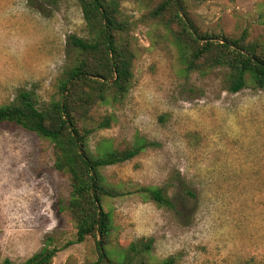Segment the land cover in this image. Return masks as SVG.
<instances>
[{"label": "rangeland", "instance_id": "obj_1", "mask_svg": "<svg viewBox=\"0 0 264 264\" xmlns=\"http://www.w3.org/2000/svg\"><path fill=\"white\" fill-rule=\"evenodd\" d=\"M159 1L120 0L139 50L133 87L121 103L93 112L97 120L115 116L91 137L93 151L104 138L116 147L146 144L134 159L102 171L128 192L105 204L113 217L109 250L122 264L131 244L152 239L153 262L264 264V89L248 82L230 93L222 69L184 75L170 43L155 39L145 21ZM188 10L204 31L248 32L264 43V0H200ZM73 35L86 36L77 0H0V106L21 91L35 92L40 103L59 99ZM141 187L162 189L175 207L146 201ZM69 195L52 144L0 123V264L26 261L48 238L63 247L52 264H103L94 239L71 244Z\"/></svg>", "mask_w": 264, "mask_h": 264}, {"label": "trees", "instance_id": "obj_2", "mask_svg": "<svg viewBox=\"0 0 264 264\" xmlns=\"http://www.w3.org/2000/svg\"><path fill=\"white\" fill-rule=\"evenodd\" d=\"M77 1L86 36L73 35L68 40L67 61L57 79L59 99L40 103L35 92L21 91L13 102L0 106V123H12L52 144L54 168L70 182L66 208L76 230L71 244L94 239L99 262L121 264L114 261L108 247L113 217L105 204L128 192L107 182L102 171L134 159L146 144L116 147L112 139L104 138L93 151L90 140L115 121L113 114L95 119L94 109L119 104L127 97L139 50L120 11V0ZM199 1L160 0L145 17L152 26V36L170 43L186 76H206L222 69L224 89L230 93L240 92L248 82L264 89V43L248 32L230 37L200 29L188 10L189 3ZM138 193L160 207H175L172 197L160 188L141 187ZM152 243L150 239L131 244L121 257L122 264H177L175 257L149 260ZM62 248L48 238L38 253L18 264H52ZM1 264L15 263L6 258Z\"/></svg>", "mask_w": 264, "mask_h": 264}, {"label": "water", "instance_id": "obj_3", "mask_svg": "<svg viewBox=\"0 0 264 264\" xmlns=\"http://www.w3.org/2000/svg\"><path fill=\"white\" fill-rule=\"evenodd\" d=\"M182 16H183V14H182Z\"/></svg>", "mask_w": 264, "mask_h": 264}]
</instances>
